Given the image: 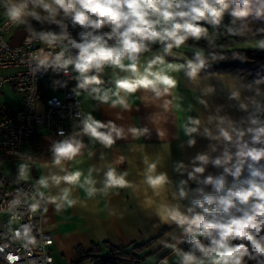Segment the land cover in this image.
<instances>
[{
  "label": "clouds",
  "instance_id": "clouds-1",
  "mask_svg": "<svg viewBox=\"0 0 264 264\" xmlns=\"http://www.w3.org/2000/svg\"><path fill=\"white\" fill-rule=\"evenodd\" d=\"M0 6L7 22L13 27L25 26L28 33L25 44L37 42L27 53L30 63L35 64L33 71L62 70L65 75L74 72L77 74V89L111 108L129 110L128 98L143 90L152 94V100H162V107L167 111L176 99L173 90L177 88L178 80L173 73L184 71L191 81H195L201 71L213 62L225 61L229 52L233 58L243 59L233 47L215 44L226 14L231 17L230 24L226 26L228 36L245 37V46L264 50V38L255 41L247 39L249 33L252 36L264 34V28L253 31L248 26L249 17L264 20V0H0ZM32 20L40 24H54L59 31L43 28L38 31L31 26ZM66 21L73 28L79 26L82 29L78 33L79 39L73 38ZM209 26L213 29L211 34ZM105 28L109 30L103 31ZM189 40H205L211 47L209 50L194 49L191 57L184 58L183 63L166 59L178 55L183 58L182 53L173 50H180ZM153 45L160 46L158 53L145 59V54L152 52ZM234 47L240 45L234 42ZM106 67L126 73L115 79L114 88L102 87L104 81L101 74ZM253 83H264V78L255 79ZM246 87L251 90L253 85ZM214 91L209 86L205 94ZM255 91L256 95H260L258 87ZM76 95L80 92L77 91ZM229 99L240 101V92L231 91ZM199 103L207 107L205 100L201 99ZM250 103L253 111L246 121L241 119L237 122L227 116L210 115L208 123L216 120L217 132L213 134L208 127L203 129L205 137L225 142L222 156L211 161L214 166H223V174L217 177L210 175L202 181L212 185L216 194H204L203 189H197L202 199L193 200L192 207L186 210L187 214L178 205L161 203L157 208L161 221L174 222L182 228L188 237L187 243L192 245L188 251L167 245L175 252L176 264H249L250 261L264 264V165H260L264 159V147L255 146L264 145V119L261 118L264 104L255 99H250ZM248 108V103H239L240 110L248 112ZM238 123H246L247 127H238ZM80 124L78 132L51 146L52 159L46 166L58 169V172L39 177L31 193L16 189V195L6 207L0 208V212L9 214V226L17 223L15 229L9 227L8 230L23 249L38 245L40 230H34L31 223L37 214H46L48 205H54L55 210L60 211L77 204V198L73 197L74 188L83 189L86 197L91 199L97 193L107 194L109 189L132 186L127 179L129 173L118 172L113 166L104 171L102 188H97V181L92 178L95 169L89 168L87 175L79 169L69 171L71 163L78 160L86 148L83 137L106 149H111L118 140L127 139L122 126L112 120H97L91 113L84 115ZM200 125L199 118L189 116L184 125L185 134L191 137L193 133H198ZM127 132L133 139H138L148 135L149 129L130 127ZM58 135L65 134L61 130ZM157 135L162 137L164 133L158 132ZM246 136L250 139H245ZM194 144L195 140L190 138L188 145ZM227 145L234 146L235 153H231ZM196 161L200 162V166H194L188 172V178L192 180L197 178V174L204 173L209 157L200 154L193 164ZM123 163L125 157L120 156L117 164ZM143 163L146 165L143 182L155 196H159L170 183L169 177L166 172L157 171L158 161L150 162L144 157ZM245 166L248 176L240 179ZM174 170L180 173L187 171L182 162L177 163ZM29 174L30 165L20 164L18 180L27 181ZM226 175L233 177L231 187H226ZM186 184L185 180L179 182V197L182 199L187 196ZM196 208L201 211L196 212ZM24 215L28 216V223H20ZM200 237L207 243L202 242ZM44 243L51 245L52 241ZM2 251L3 248H0ZM5 259L8 264H18L21 257L9 253ZM161 264H169L168 259L164 258Z\"/></svg>",
  "mask_w": 264,
  "mask_h": 264
},
{
  "label": "crops",
  "instance_id": "crops-1",
  "mask_svg": "<svg viewBox=\"0 0 264 264\" xmlns=\"http://www.w3.org/2000/svg\"><path fill=\"white\" fill-rule=\"evenodd\" d=\"M1 16H4L3 11ZM66 23L69 22L66 21ZM31 26L38 31L41 28L58 31L56 25L47 22L40 24L32 20ZM27 34L25 26L20 25L10 36V42L17 44ZM257 36H264V34L249 36L247 39ZM244 39L239 40L238 38L226 48H251L243 44ZM234 42L240 47H234ZM196 48L202 47L186 44L180 50H173L182 53L183 58L178 55L177 57H166V59L174 63H183L184 58H190ZM159 49V45H153L152 52L146 53L144 58H150L153 53H158ZM71 73L74 80L69 85L80 92L78 97L83 101V116L91 113L97 120L114 121L125 129L127 139L118 140L111 149H106L86 137L83 139L86 144L83 155L71 163L69 171L79 169L87 175L89 168L95 169L92 178L97 181L96 187L102 188L103 173L108 166H113L118 172L127 171L129 173L127 179L132 182V186L123 189H109L107 194L97 193L91 199L86 197L83 189L74 188L73 197L78 200L74 207L56 211L54 205H48V212L41 217L40 224L52 238L48 252L52 255L53 264H104L106 257L130 252L136 246L143 245L152 238L154 239L147 248L139 253L143 255V258L133 264H161L164 258L168 259L169 264H175V252L167 245H174L179 249V246L187 242L188 237L174 222H162L157 215V208L161 203L178 205L180 210L187 214L186 210L192 207V201L202 199V194L197 189H203L204 194H216L212 185L204 184L202 181L207 176L217 177L223 174V166H214L211 161L222 156L225 142L211 140L202 134L204 127L212 130L213 134L217 132L216 120L208 123V117L210 115L227 116L233 121L239 122L241 119L246 121L249 113L253 111L250 99L264 104V84L255 85L247 76L225 72H206L205 70L201 71L197 80L191 81L184 71H180L173 73L178 80V86L173 90V96L176 99L167 111L162 107V100H152V94L143 90L128 98L131 107L129 110H124L101 104L83 90L77 89L75 79L77 74ZM124 75L126 73L118 69L106 67L101 74L104 81L102 87L114 88L115 79ZM248 84L253 85L251 90L246 87ZM209 86H212L215 91L205 94ZM257 87L260 95H256ZM231 91L240 92V101L229 99ZM201 99L207 102V107L199 103ZM241 101L248 103V112L239 109ZM19 106L20 100L14 111ZM189 116L201 120L199 132L193 133L191 137L186 135L184 130ZM261 118L264 119V115ZM237 126L247 127V124L238 123ZM130 127H147L149 134L133 139L127 132ZM158 132H163L164 135L158 136ZM190 138L195 140L192 146L188 145ZM245 139L250 138L246 136ZM55 142L57 140L47 132L36 133L26 141L24 153L21 156L0 155V167L10 178L23 181L18 180L19 165L28 163L30 174L27 181L35 184L39 177L58 172V169L46 166L50 165L52 159L50 149ZM227 147L231 153H235L234 146L227 145ZM102 154L103 159H101ZM200 154H206L209 157V163L204 166L203 174H197L195 180L189 179L188 172L192 171L194 166H200L199 161L193 164L195 157ZM120 156L125 157V163L117 164ZM144 157H147L150 162L158 161L157 171L166 172L169 177L170 183L159 196H155L143 182V173L146 168L143 163ZM181 162L187 169L183 173L174 170L175 165ZM247 175L248 170L245 166L240 179H244ZM181 180L187 181L185 185L187 196L183 199L179 197ZM226 180V187H231L233 177L226 175ZM52 191L56 192L57 189H52ZM195 211L200 212L201 210L196 208ZM163 228L166 230L161 232Z\"/></svg>",
  "mask_w": 264,
  "mask_h": 264
},
{
  "label": "built area",
  "instance_id": "built-area-1",
  "mask_svg": "<svg viewBox=\"0 0 264 264\" xmlns=\"http://www.w3.org/2000/svg\"><path fill=\"white\" fill-rule=\"evenodd\" d=\"M2 11L3 7L0 6V88L11 83L21 95V100L16 111L0 118V155L18 157L24 153L26 141L36 133L47 132L59 141L78 132L83 118V101L76 95V89L69 85L74 80L71 72L65 75L62 70L33 71L35 64L30 63L27 53L37 42L25 44V35L19 43L12 44L10 36L17 27L1 16ZM56 30L59 31L57 27ZM68 30L73 38L79 39L78 33L82 31L79 26L73 28L69 22ZM108 30L105 28L103 31ZM61 130L64 136L58 135ZM33 185L29 181L10 178L0 167V208L6 207L7 202L16 195V189L31 193ZM41 217L37 214L31 221L34 230H40L37 234L38 245L23 249L8 230L9 227L15 229L17 223L9 226V214L0 212V248H3L0 264H8L5 257L9 253L21 257L18 264H53L52 255L48 252L49 245L44 243L52 241V238L49 232L42 229ZM28 222V216L24 215L20 223Z\"/></svg>",
  "mask_w": 264,
  "mask_h": 264
},
{
  "label": "trees",
  "instance_id": "trees-1",
  "mask_svg": "<svg viewBox=\"0 0 264 264\" xmlns=\"http://www.w3.org/2000/svg\"><path fill=\"white\" fill-rule=\"evenodd\" d=\"M231 22V17L227 14L224 16L223 22L219 28V34L215 38L216 45H224L225 47L232 43L233 41H237L238 37H230L226 34V26H228ZM239 24V22H237ZM248 26L255 31L259 28H264V20H257L253 17L248 18ZM210 34L213 32V29L209 26ZM188 45H194L204 48L205 50H209L211 46H207V42L205 40L194 41L189 40L186 42ZM219 50V49H217ZM238 51L243 59L233 58L231 52L227 54L225 61H216L213 62L207 69L206 72H225L231 73L234 75L247 76L252 81L259 78H264V50L255 49V48H244V49H233ZM264 84V83H261ZM13 113V112H11ZM11 113L5 114L9 115ZM0 115V118L5 116ZM256 147H264V145H255ZM260 165H264V159L260 161ZM248 176V175H247ZM246 176V177H247ZM166 228L161 230L164 231ZM144 243L143 245L136 246L130 252H124L119 254H113L104 259V264L107 262H115L117 264H133L138 262L143 258V255L139 254L143 249L147 248L150 242L153 240ZM202 242L207 243L203 237H200ZM192 248V245L185 242L181 246H179L180 250L188 251ZM176 264V263H175ZM249 264H255L254 261H250Z\"/></svg>",
  "mask_w": 264,
  "mask_h": 264
},
{
  "label": "rangeland",
  "instance_id": "rangeland-1",
  "mask_svg": "<svg viewBox=\"0 0 264 264\" xmlns=\"http://www.w3.org/2000/svg\"><path fill=\"white\" fill-rule=\"evenodd\" d=\"M252 36L251 33L247 37ZM239 40L245 37H238ZM264 38V36H257L255 38H248L249 40L255 41ZM207 42V41H206ZM207 46H210L207 42ZM19 100H21V95L15 91L11 83H6L0 88V115H5L14 112L19 105Z\"/></svg>",
  "mask_w": 264,
  "mask_h": 264
}]
</instances>
